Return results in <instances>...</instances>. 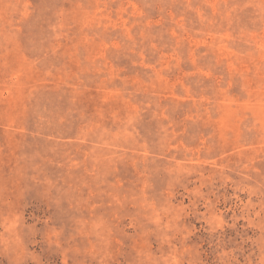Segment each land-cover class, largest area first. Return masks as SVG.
<instances>
[{"label": "rangeland", "instance_id": "1", "mask_svg": "<svg viewBox=\"0 0 264 264\" xmlns=\"http://www.w3.org/2000/svg\"><path fill=\"white\" fill-rule=\"evenodd\" d=\"M0 264H264V0H0Z\"/></svg>", "mask_w": 264, "mask_h": 264}]
</instances>
